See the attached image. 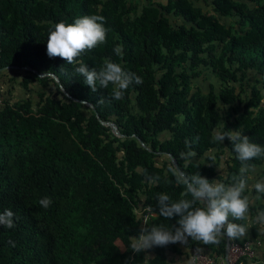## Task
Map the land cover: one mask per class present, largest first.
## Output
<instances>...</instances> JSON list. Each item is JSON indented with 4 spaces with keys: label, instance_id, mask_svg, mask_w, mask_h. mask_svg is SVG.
<instances>
[{
    "label": "trees",
    "instance_id": "obj_1",
    "mask_svg": "<svg viewBox=\"0 0 264 264\" xmlns=\"http://www.w3.org/2000/svg\"><path fill=\"white\" fill-rule=\"evenodd\" d=\"M91 15L109 31L82 62L99 70L107 59L143 79L121 100L113 85L92 92L75 65L47 56L52 25ZM0 70L19 85L0 91V212L18 217L14 228L0 226V264H143L150 253V264H169L181 243L135 254L128 238L178 226L157 208L159 194L191 199L173 161L186 176L232 185L241 162L230 140L213 141L214 129L221 122L264 146V0H0ZM207 72L217 85L198 84ZM188 151L193 160L181 158ZM250 163L264 179V158ZM244 195L254 205L255 190ZM248 212L252 236L232 243L255 251L264 195ZM181 245L217 264L227 250L226 238Z\"/></svg>",
    "mask_w": 264,
    "mask_h": 264
},
{
    "label": "clouds",
    "instance_id": "obj_2",
    "mask_svg": "<svg viewBox=\"0 0 264 264\" xmlns=\"http://www.w3.org/2000/svg\"><path fill=\"white\" fill-rule=\"evenodd\" d=\"M104 17L99 15L84 16L73 23L59 22L51 26L47 37L46 53L52 59L59 57L69 65H75V72L84 78L83 83L92 92L113 85L112 98L121 100L125 91L133 84L143 83L142 77L125 71L120 64L105 60L99 70L89 67L80 59L83 54L106 43L108 29L104 27ZM113 51L122 56L123 47L117 45ZM50 72L42 73L39 79L45 78ZM212 138L220 144L227 138L231 141L232 151L241 162V178L232 185H226L220 180L209 181L199 173L186 176L183 172L175 170L177 183L185 188L183 198L172 202L167 194H159L157 208L159 215L166 219L179 217L178 226L165 229L160 226L142 227L138 236L129 237V249L135 254L146 253L156 247H166L170 244H186L190 239L201 241L203 244H218L221 239L239 240L246 236L248 229L243 223L249 211V197L244 195L248 189L244 174L254 170L250 162L264 158V146L250 141V138L241 130L226 131L225 125L214 129ZM190 147V146H189ZM195 151L181 153L183 160H193ZM159 177L151 180L155 184ZM252 188L258 194L257 199L264 195V181H258ZM43 208L50 207L52 201L45 197L40 200ZM18 217L10 209L0 212V226L12 229ZM258 219L264 223V214ZM14 247L15 244L9 241ZM151 258L145 256L143 264H150Z\"/></svg>",
    "mask_w": 264,
    "mask_h": 264
},
{
    "label": "crops",
    "instance_id": "obj_3",
    "mask_svg": "<svg viewBox=\"0 0 264 264\" xmlns=\"http://www.w3.org/2000/svg\"><path fill=\"white\" fill-rule=\"evenodd\" d=\"M200 4H203L202 1L199 2ZM15 86V82L10 81V77L8 75H0V91L4 92L12 87ZM258 181H264L263 179V169H258V171L252 170L251 171V177L250 181L248 183V189L250 192L254 191L252 188V185H254ZM252 202H255L257 204V197H250ZM254 205H249V206H254ZM248 232L243 239H246L248 236H252L251 232V227L257 226V220L252 217V215L248 212L247 218H246ZM178 251L177 252H170L168 253V261L169 264H192V253L189 249L185 248L183 245L179 244L178 245ZM153 253L149 254V257H152ZM247 264H264V245H256L255 248V255L251 259H248Z\"/></svg>",
    "mask_w": 264,
    "mask_h": 264
},
{
    "label": "built area",
    "instance_id": "obj_4",
    "mask_svg": "<svg viewBox=\"0 0 264 264\" xmlns=\"http://www.w3.org/2000/svg\"><path fill=\"white\" fill-rule=\"evenodd\" d=\"M255 251L249 242L245 243L243 247L236 243L231 245L230 251L226 253L225 257H219L220 264H236L243 256L253 258ZM192 264H217L216 260L194 249L192 251Z\"/></svg>",
    "mask_w": 264,
    "mask_h": 264
},
{
    "label": "rangeland",
    "instance_id": "obj_5",
    "mask_svg": "<svg viewBox=\"0 0 264 264\" xmlns=\"http://www.w3.org/2000/svg\"><path fill=\"white\" fill-rule=\"evenodd\" d=\"M215 84V85H217V83H216V81H215V78L213 77V76H211V74L210 73H205L202 77H201V79L199 80V82H198V84L201 86V87H209L210 86V84ZM15 86H18L19 87V85L15 82ZM15 98L16 99H21V98H23V94H22V92H21V89L20 88H17L16 90H15ZM115 132H116V130H115ZM164 138V137H163ZM233 244V243H232ZM239 246H241V247H243V245H240V244H238ZM255 255V254H254ZM251 260H252V258H251ZM237 264V263H236Z\"/></svg>",
    "mask_w": 264,
    "mask_h": 264
},
{
    "label": "water",
    "instance_id": "obj_6",
    "mask_svg": "<svg viewBox=\"0 0 264 264\" xmlns=\"http://www.w3.org/2000/svg\"><path fill=\"white\" fill-rule=\"evenodd\" d=\"M112 127H114V126L112 125ZM114 129H116V128L114 127ZM173 163H174L175 168L180 171V168L178 166V163L176 161H173ZM226 240H227V250H226V253H228L230 251V248H231V245H232V239L226 238Z\"/></svg>",
    "mask_w": 264,
    "mask_h": 264
}]
</instances>
